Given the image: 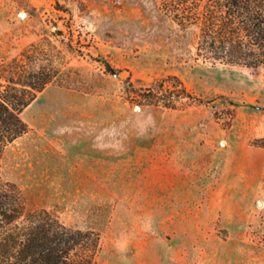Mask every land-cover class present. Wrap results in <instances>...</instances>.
<instances>
[{"label": "rangeland", "instance_id": "obj_1", "mask_svg": "<svg viewBox=\"0 0 264 264\" xmlns=\"http://www.w3.org/2000/svg\"><path fill=\"white\" fill-rule=\"evenodd\" d=\"M198 35L163 0H0V60L48 39L74 78L25 108L2 178L96 232L95 264H264V66L195 59ZM173 77L192 98L130 100Z\"/></svg>", "mask_w": 264, "mask_h": 264}, {"label": "trees", "instance_id": "obj_2", "mask_svg": "<svg viewBox=\"0 0 264 264\" xmlns=\"http://www.w3.org/2000/svg\"><path fill=\"white\" fill-rule=\"evenodd\" d=\"M163 10L183 27L199 26L195 59L255 70L264 66V0H163ZM59 53L44 39L0 60V264L96 262V232L67 227L46 209L27 208L17 185L1 175L4 150L29 129L25 108L49 84L68 86L74 80L72 69L58 66ZM173 79L167 88H133L130 100L175 108L181 97L192 95Z\"/></svg>", "mask_w": 264, "mask_h": 264}, {"label": "bare ground", "instance_id": "obj_3", "mask_svg": "<svg viewBox=\"0 0 264 264\" xmlns=\"http://www.w3.org/2000/svg\"><path fill=\"white\" fill-rule=\"evenodd\" d=\"M22 145H23V144H22ZM22 145H21V146H22ZM18 146H19V145H18ZM19 147H20V146H19ZM23 147H24V146H23Z\"/></svg>", "mask_w": 264, "mask_h": 264}]
</instances>
